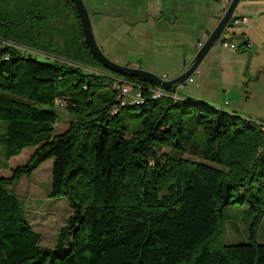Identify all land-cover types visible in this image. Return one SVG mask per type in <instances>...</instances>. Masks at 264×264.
<instances>
[{"label":"trees","instance_id":"16d2710c","mask_svg":"<svg viewBox=\"0 0 264 264\" xmlns=\"http://www.w3.org/2000/svg\"><path fill=\"white\" fill-rule=\"evenodd\" d=\"M26 19L0 15V149L8 160L31 148L0 176V264H264L262 124L177 94L152 98L146 80L104 69L80 30L69 54L39 59L28 50L47 52L28 42ZM123 83L135 90L121 94ZM54 106L71 115L58 133ZM131 118L140 122L127 131ZM49 158L48 196L71 207L51 248L6 189ZM232 203L252 213L245 243L223 242Z\"/></svg>","mask_w":264,"mask_h":264},{"label":"rangeland","instance_id":"374dc122","mask_svg":"<svg viewBox=\"0 0 264 264\" xmlns=\"http://www.w3.org/2000/svg\"><path fill=\"white\" fill-rule=\"evenodd\" d=\"M37 1L31 0L26 3L24 0H0V15L13 23L27 17L20 26L27 30L28 42L47 52L29 49L28 53L39 59H43V55L64 57L72 50L70 44L79 37L80 27L77 25V20L72 15L71 9L62 6L60 0H42V5H38ZM145 1L148 0H82L87 11L94 12L89 16L92 36L97 48L107 59L119 65L136 64V67L158 77L165 75L167 79L173 78L177 76L175 72L182 62V54L188 53L192 57L197 50L196 42L201 39L199 29L189 27L187 23L190 21H185L183 25L177 21V25L172 29L164 21L155 23L135 21L136 16L129 14L136 10L138 16L142 17ZM159 1L163 3V13L169 15L170 10L167 11V8L172 1ZM204 1L216 6L218 3V0H203L192 5L196 21L203 20L204 13L217 20L215 14L218 11L213 7L204 12ZM245 2L246 0H239L236 7H240ZM135 4H138L139 10L133 9ZM37 15L42 18H37ZM12 27L13 24L10 23L9 29L11 30ZM235 27L237 28V26H227L225 29L232 32L236 30ZM182 37H186L185 41L179 44L178 39ZM19 49L25 50L24 47ZM239 50L242 51L243 46H240ZM226 51L219 42L215 43L203 59L204 65L209 64L211 70L207 74V82L201 84L199 76L194 72L191 76L192 82L183 84L182 89H178L176 94L222 111H234L242 118L264 124V73L259 72L257 76L256 71L260 65L254 66L256 61L264 58V41L262 45L253 43L248 57L245 50L246 58L242 73L235 74L229 81H225V76H220L218 73L219 62L223 60L227 62L228 55H232ZM199 67L200 64L197 70ZM92 70L100 73L99 69ZM129 88L130 91L135 90L134 86ZM53 109L58 113L54 124V132L58 133L67 126L71 115L61 111L57 106ZM139 122L140 118H131L126 130H135ZM2 131L0 128V136ZM30 150L29 147L22 149L7 162L3 160L0 149V176H8L10 167L24 163L30 155ZM50 164L51 158L46 159L30 174L22 175L6 187L7 191L16 197L32 229L39 233L38 244L48 248L55 245L59 229L66 224L67 217L71 213L70 204L64 197L48 196ZM222 217L224 243L236 244L248 241V227L252 213L247 203H232L224 206ZM255 239L259 243H264V215L257 223ZM68 241L69 235H66L63 246H66Z\"/></svg>","mask_w":264,"mask_h":264},{"label":"crops","instance_id":"0c3cea01","mask_svg":"<svg viewBox=\"0 0 264 264\" xmlns=\"http://www.w3.org/2000/svg\"><path fill=\"white\" fill-rule=\"evenodd\" d=\"M155 1L156 2H154L153 0L145 1L144 8H143L144 14H142L143 15L142 17L138 16V14L136 13V10L132 11V13H130L129 15L136 16V19L134 17L135 21H153L154 23L158 21H164L165 24H167L170 27V29L174 28L177 25L176 24L177 21L180 22L181 25L185 24V21L186 22L190 21L187 23L188 26L193 27V28L197 27V29H199L198 31L200 33V38L202 37L204 33H206L208 36L209 31L214 27V25L216 24L218 19L221 17L226 6L229 3V2L226 3L225 1H222V0H218L217 6H216V4L213 5L212 3H208L204 1L203 2L204 12L207 9L209 10L211 7H213L216 11H218L215 14L217 20L213 19L211 16H206L204 13V15H202L203 20L196 21L195 19L196 14L192 9L193 7L192 5L198 4L199 1H203V0H171L172 2H170V5L167 8V11L170 10L169 15L166 12H165L166 14L163 13V10H164L163 3L159 0H155ZM137 5L138 4L133 5V9L137 8L139 10V6ZM236 6H235L236 10L234 8L231 15L236 16V17L244 16L246 17V21L244 23H239L237 25H234V26H237V28L235 27L236 30H233L232 32L227 31L225 29V31L232 33L233 35L238 37L236 38L237 40L227 39L235 44V48L234 49L225 48L227 50L226 52L229 51L230 54L232 55H228L229 58L227 62L224 60L223 62H219L220 69H218V73L220 76H225L224 77L225 81H229L232 78H234L235 74L239 75L242 73L243 64L246 58L245 50L247 51V57H248L250 54L249 50L251 49L253 43H256L257 45H262L264 41V0H246L245 3L240 5V7H236ZM125 15L127 16L128 14H125ZM227 26H231V25L226 24V27ZM182 36H185V35H182ZM158 38H161V37H158ZM185 38L182 37V39H178V41L180 42L179 44H182L183 41H185ZM244 40L246 41V45L243 46V50L242 51L239 50L240 47L236 49V45L239 42L244 41ZM198 41L199 39L197 40V42ZM212 47L213 46L209 48L207 53L211 51ZM207 53L204 55V57L200 61L199 69L197 70V67H198L197 66L196 69L192 72V73L196 72V74L199 76V80L201 84H205L207 82V74H209V72L211 71L209 69V64L204 65V61H203ZM191 58L192 57H190L188 53L182 54V58H181L182 62L181 64L177 66L176 68L177 70L175 72L177 73V75L186 69ZM126 65L136 67V64H133V65L126 64ZM255 65H260L256 71L257 76L259 72L264 73V58L263 57L259 61H256L254 66ZM260 69H263V71ZM192 73L189 75L190 77L192 76ZM186 83H190V82H186ZM9 159L5 161L8 162Z\"/></svg>","mask_w":264,"mask_h":264},{"label":"water","instance_id":"95a60500","mask_svg":"<svg viewBox=\"0 0 264 264\" xmlns=\"http://www.w3.org/2000/svg\"><path fill=\"white\" fill-rule=\"evenodd\" d=\"M239 0H230L226 6L223 14L218 19L214 27L209 31V34L205 41L202 43L201 47L195 51L192 58L190 59L188 66L184 71H182L177 76L162 80L158 76L142 70L138 67L128 66V65H119L114 61L107 59L101 51L97 48L89 22V13L86 10L82 0H71L74 10L76 12L80 31L82 34V40L87 47L90 55L106 70L113 73H126L130 77H138L140 79L146 80L149 84L159 87L161 89L167 90L170 87L182 84L184 80L196 69L204 55L207 53L209 48L217 43L219 40L227 39H236L235 35L225 31L226 24L228 23L230 16ZM25 18V17H24ZM5 23H1L3 25ZM12 40V39H11ZM245 43L244 41L239 42L236 45V49L242 46ZM263 71V69H260Z\"/></svg>","mask_w":264,"mask_h":264},{"label":"built area","instance_id":"2783aa9c","mask_svg":"<svg viewBox=\"0 0 264 264\" xmlns=\"http://www.w3.org/2000/svg\"><path fill=\"white\" fill-rule=\"evenodd\" d=\"M222 1H225L226 3L229 2V0H222ZM245 21H246V17H244V16H238V17H236V16H232V15H231V16H230V19H229V21H228L227 24H229V25H231V26H234V25H237V24H239V23H244ZM206 38H207V34L204 33V34L202 35V37H201V40H199V41L197 42V44H196L197 49H199V48L201 47L203 41H205ZM218 42H219V43L221 44V46L224 47V48H228V49H234V48H235L234 43H232V42L229 41V40H219ZM159 78L162 79V80H166V79H167V78L165 77V75H161ZM191 81H192L191 77L188 76V77L184 80V82H183L182 84H179V85L174 86L173 90L170 91V92H167L168 89H167V90H164V89H161V88H159V87H155V86H153V85L150 84V92H151V96H152V98H158V97H160L161 95H165V94H167V95H169V96L175 98V97H176V91H177L178 89L182 88V85H183L184 83H186V82H191ZM129 87H130L129 84H125V83H123V84H121L120 87H119V92H120L121 94H123V95H127L128 92H129V90H130ZM133 98H134L135 102H138V101H139V96H138V94L134 95ZM262 129H263V131H264V124H262Z\"/></svg>","mask_w":264,"mask_h":264},{"label":"flooded vegetation","instance_id":"af4514ba","mask_svg":"<svg viewBox=\"0 0 264 264\" xmlns=\"http://www.w3.org/2000/svg\"><path fill=\"white\" fill-rule=\"evenodd\" d=\"M31 0H25V2L26 3H29ZM61 1V4H62V6H64L65 8H67V9H70V7H71V5L73 6V4H72V2H71V0H69V1H67V0H60ZM42 0H40V3H41V5H42ZM94 5V4H93ZM73 9H74V7H73ZM87 10V9H86ZM75 11V10H74ZM94 11V10H93ZM89 13V12H88ZM92 13V14H91ZM95 13H96V11H95ZM94 14V12H90L89 13V16L90 15H93ZM74 17H75V19L78 21V18H77V15H76V12H75V14H72Z\"/></svg>","mask_w":264,"mask_h":264}]
</instances>
